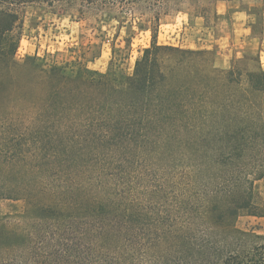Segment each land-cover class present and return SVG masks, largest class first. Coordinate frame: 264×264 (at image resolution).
Wrapping results in <instances>:
<instances>
[{
	"label": "trees",
	"instance_id": "16d2710c",
	"mask_svg": "<svg viewBox=\"0 0 264 264\" xmlns=\"http://www.w3.org/2000/svg\"><path fill=\"white\" fill-rule=\"evenodd\" d=\"M34 1L70 0H0V107L27 123L31 151L22 173L0 169L18 182L1 184L0 200L23 201L0 218V264H264V235L236 226L264 208L235 170L262 113L261 67L220 70L207 51L158 44L150 6V44L130 74L120 48L103 73L88 68L89 46L61 63L17 62Z\"/></svg>",
	"mask_w": 264,
	"mask_h": 264
},
{
	"label": "rangeland",
	"instance_id": "374dc122",
	"mask_svg": "<svg viewBox=\"0 0 264 264\" xmlns=\"http://www.w3.org/2000/svg\"><path fill=\"white\" fill-rule=\"evenodd\" d=\"M215 2L216 0H139L133 4L117 3L105 7L100 3L89 5L82 0H70L63 6L55 4L50 7L34 1L25 5L22 11L15 61L22 62L26 57L48 59L54 56V60L61 63L76 58L89 46L86 56L88 68L103 73L112 59L113 50L120 48L126 56L123 68L130 74L134 62L150 44L151 34L146 27L149 26L147 19L151 17L152 11L148 10V6L160 14L157 42L177 43L178 40H183L180 36L184 33L186 15H201L210 24L211 9ZM196 36L199 37V34ZM188 37L186 35L184 38ZM182 44L187 45L185 42ZM92 53H96L95 58ZM206 57L213 63L212 52H207ZM239 64L236 65L239 68L244 64L255 67V63L248 61H241ZM248 110L254 114L253 108ZM259 117L253 126L255 139L250 144L252 148L243 164L236 165L235 170L248 174V179L253 185V202L261 211L264 208V102ZM250 123L249 119L244 121L245 125ZM26 126L27 123L22 119L11 117L6 106L0 107L1 170L22 173L27 169L25 158L29 157V150L24 145ZM9 153L15 154L16 162L12 165L8 164ZM259 174H263L262 177H259ZM17 183L0 180V185ZM22 208L21 200H0V218L15 215L21 212ZM259 215H241L236 221L237 228L264 235V216Z\"/></svg>",
	"mask_w": 264,
	"mask_h": 264
},
{
	"label": "crops",
	"instance_id": "0c3cea01",
	"mask_svg": "<svg viewBox=\"0 0 264 264\" xmlns=\"http://www.w3.org/2000/svg\"><path fill=\"white\" fill-rule=\"evenodd\" d=\"M211 10L210 24L201 15H186L183 40L158 43L212 52L213 65L220 70L234 61H253L264 71V0H216Z\"/></svg>",
	"mask_w": 264,
	"mask_h": 264
}]
</instances>
